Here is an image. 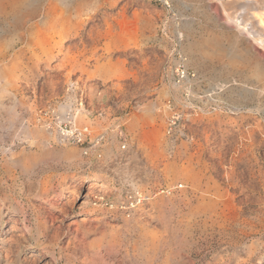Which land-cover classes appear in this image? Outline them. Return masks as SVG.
Returning <instances> with one entry per match:
<instances>
[{
    "label": "rangeland",
    "instance_id": "374dc122",
    "mask_svg": "<svg viewBox=\"0 0 264 264\" xmlns=\"http://www.w3.org/2000/svg\"><path fill=\"white\" fill-rule=\"evenodd\" d=\"M23 1L0 8V264H264V3Z\"/></svg>",
    "mask_w": 264,
    "mask_h": 264
},
{
    "label": "bare ground",
    "instance_id": "6f19581e",
    "mask_svg": "<svg viewBox=\"0 0 264 264\" xmlns=\"http://www.w3.org/2000/svg\"><path fill=\"white\" fill-rule=\"evenodd\" d=\"M24 1L23 0H0V8H2V7H4V5H6V4H9L10 6H12V7H14L15 9H17V7H18V5L19 4H21V3H23ZM28 3V2H27ZM262 4V3H264V0H257L256 1V4ZM24 5V4H23ZM58 7V6H57ZM49 16L50 15H52V19L49 17V19H51V22H53V24H52V28H58V27H60L59 28V35L60 36H63V35H65L66 33H68V28H67V25L66 24H56L58 21H60V20H62L63 18H62V14L63 13H61V12H58L57 10H53V9H49ZM47 20V19H46ZM66 21V20H65ZM66 23V22H65ZM260 23L261 24H264V21L263 20H260ZM243 29V28H242ZM52 30V29H51ZM259 32V31H258ZM261 32H263V31H261ZM261 34V33H260ZM54 35V34H53ZM264 35V34H263ZM262 35V36H263ZM251 36V35H250ZM62 38V37H61ZM256 39V38H255ZM257 42H258V44L264 49V38H259L258 37V39H257ZM60 43V42H59ZM3 79H4V72L1 70V72H0V84L1 85H3V89H2V92H3V94H0V106H1V108L3 107V98H4V94H10L11 96H12V98H13V105H16V103H17V99H18V95H17V89L16 88H14V87H11V83L9 82V81H3ZM24 94V93H23ZM20 103L21 104H25V100L24 99H21L20 100ZM15 107V106H14ZM17 107V106H16ZM8 109H9V107H8ZM11 109V108H10ZM9 109V110H10ZM30 109V108H29ZM79 120H77V122H78ZM34 129V128H33ZM37 129V128H36ZM94 193V192H93ZM90 194V193H89ZM138 198H140V199H143V198H145V196L143 195V194H141V193H139L138 194V196H137ZM148 199V198H147ZM95 206L97 205V204H102L101 202H103L104 201V197L103 196H99V194H96L95 195ZM85 221V219H80V222H84Z\"/></svg>",
    "mask_w": 264,
    "mask_h": 264
},
{
    "label": "built area",
    "instance_id": "2783aa9c",
    "mask_svg": "<svg viewBox=\"0 0 264 264\" xmlns=\"http://www.w3.org/2000/svg\"><path fill=\"white\" fill-rule=\"evenodd\" d=\"M149 2L155 3L165 9L171 8V2L170 0H148ZM180 63L175 65L172 68V75L173 78L178 85H183L189 81H191L194 78V75L189 72V70L186 68V65L184 64V61L180 57ZM175 124V120L171 119V125ZM75 137L78 138L79 141H81L82 134L77 133L75 134Z\"/></svg>",
    "mask_w": 264,
    "mask_h": 264
}]
</instances>
